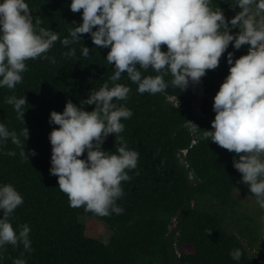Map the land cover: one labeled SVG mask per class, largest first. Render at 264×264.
<instances>
[{
    "label": "trees",
    "instance_id": "1",
    "mask_svg": "<svg viewBox=\"0 0 264 264\" xmlns=\"http://www.w3.org/2000/svg\"><path fill=\"white\" fill-rule=\"evenodd\" d=\"M26 2L34 21L41 18V26L57 32L60 40L83 22V10L71 11L72 0ZM213 7L229 11L232 6L229 0H213ZM239 31L235 28L231 32ZM81 38L68 47L58 40L47 53L55 57V63L29 60L22 83L12 90L0 88V123L17 133L29 129L25 142L29 160L21 158L20 149L10 140L0 151V184L11 183L22 194L24 203L15 210L11 222L17 230L24 224L30 226L33 248L28 253L22 245H6L1 264H13L17 258L26 259L27 264H264V256L259 255L264 250L262 226L249 213H240L242 204L233 193L239 190L245 196H255L234 167L237 154L204 138V131H213L211 124L202 120L196 121L194 129L189 125L197 120L189 87L179 90L169 84L163 94H140L125 73L119 83L131 91L126 102L118 103L131 109L133 116L122 121L125 131L120 135L130 149L139 152V160L137 168L129 172L132 179L122 182L125 195L117 203L124 213L100 217L69 206L58 177L50 173L49 135L59 127L49 122L50 114L62 113L68 101L80 107L92 90L110 83L115 70L106 60L110 49L94 45L90 34H81ZM84 46L90 50L88 58L82 56ZM73 47L76 55L65 56ZM249 47L246 44L237 50L229 45L218 67L207 70L204 76L209 91L215 85L216 95L229 74L228 53L232 52L235 60L248 54ZM162 50H167L166 45ZM144 75L156 73L149 69ZM164 79L170 82L171 76ZM12 95L26 97L25 123L5 102ZM205 104L207 100L204 108ZM83 107L86 111L95 109V105ZM120 145L116 135L110 134L102 147L114 152ZM33 149L35 156L30 155ZM8 151L16 155H5ZM86 156L87 152L81 158ZM84 216L107 224L112 231L108 242L88 235L81 220ZM233 249L242 252L238 262L230 255Z\"/></svg>",
    "mask_w": 264,
    "mask_h": 264
},
{
    "label": "clouds",
    "instance_id": "2",
    "mask_svg": "<svg viewBox=\"0 0 264 264\" xmlns=\"http://www.w3.org/2000/svg\"><path fill=\"white\" fill-rule=\"evenodd\" d=\"M229 3L241 9L230 22L219 7H213V0H72L70 9L73 13L83 10V22L60 40L57 32L41 26V18L34 21L26 0H0V88L12 90L22 83L29 60L55 63V57L47 53L58 40L68 47L78 43L81 34H90L94 45L110 49L106 60L115 69L110 83L92 90L80 107L68 101L62 113L50 114L49 122L59 126L49 135L50 173L58 177L70 207H82L100 217L124 213L117 203L125 195L122 182L132 179L129 172L137 168L139 160V152L130 149L120 135L125 131L122 121L133 116L131 109L118 103L126 102L131 91L119 83L125 73L140 94H163L169 84L185 90L190 82H200L207 70L218 67L230 44L237 50L247 44L248 54L238 59L228 53L229 74L214 97V130L204 131V138L237 154L234 167L264 209V0ZM233 28L240 31L232 34ZM81 53L88 58L90 50L84 46ZM64 55L75 56L76 49L69 48ZM149 69L156 75L145 76ZM167 75L170 82L164 79ZM5 102L25 123L26 97L12 95ZM85 104L95 105V109L86 111ZM110 134L121 142L114 152L102 147ZM28 138L27 127L17 133L0 123V151L10 140L20 149L21 158L29 160L25 152ZM4 154L15 156L16 152ZM36 154L34 149L30 153ZM23 203L13 184H0V251L6 245L33 251L30 226L24 224L17 230L11 222ZM230 255L238 262L242 252L233 249ZM13 264L27 261L17 258Z\"/></svg>",
    "mask_w": 264,
    "mask_h": 264
},
{
    "label": "rangeland",
    "instance_id": "3",
    "mask_svg": "<svg viewBox=\"0 0 264 264\" xmlns=\"http://www.w3.org/2000/svg\"><path fill=\"white\" fill-rule=\"evenodd\" d=\"M239 11H241L239 7H236L235 9L231 7L229 11H223V13L226 19L230 22L231 19L234 18ZM229 27L231 28L230 23H229ZM234 29L235 28L231 29V31H234ZM225 79L221 81L220 85H222ZM188 87L190 88L194 98L193 109H194V115L197 118V120L192 121L191 123H189V125L192 127V129H194L197 125L196 121L205 120L208 121L212 126V121L214 120L216 115V113L213 110L214 97H215L214 92L216 90V86L213 85L209 91L205 78L202 77L200 82L198 83L190 82ZM206 100L208 101V104L207 105L205 104V108H204L203 104ZM212 130L214 129L212 128ZM186 152L187 151H185L184 153ZM233 198L240 201V203L242 204V210H240V213L247 212L260 222L262 226V242L264 245V209H261L258 206V204L256 203V197L245 196L239 190L234 191ZM81 220L84 224H86L88 235L98 237L104 242L109 241L112 235V231L107 226V224H105L102 220H100L97 217H90V216L89 217L84 216L81 218ZM227 222L232 223V221H227ZM244 243L247 245L246 240H244ZM262 247L264 248V246ZM259 255L264 256V250L260 251ZM1 261H2V251H0V264Z\"/></svg>",
    "mask_w": 264,
    "mask_h": 264
},
{
    "label": "water",
    "instance_id": "4",
    "mask_svg": "<svg viewBox=\"0 0 264 264\" xmlns=\"http://www.w3.org/2000/svg\"><path fill=\"white\" fill-rule=\"evenodd\" d=\"M170 229H171V231H170V232H172V231H173V229H174V227H173V226H171V227H170Z\"/></svg>",
    "mask_w": 264,
    "mask_h": 264
}]
</instances>
